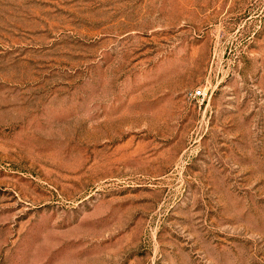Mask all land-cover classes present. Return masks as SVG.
Returning a JSON list of instances; mask_svg holds the SVG:
<instances>
[{"label": "rangeland", "instance_id": "374dc122", "mask_svg": "<svg viewBox=\"0 0 264 264\" xmlns=\"http://www.w3.org/2000/svg\"><path fill=\"white\" fill-rule=\"evenodd\" d=\"M0 264H264V0H0Z\"/></svg>", "mask_w": 264, "mask_h": 264}, {"label": "built area", "instance_id": "2783aa9c", "mask_svg": "<svg viewBox=\"0 0 264 264\" xmlns=\"http://www.w3.org/2000/svg\"><path fill=\"white\" fill-rule=\"evenodd\" d=\"M191 97L193 100L204 98V93L200 90L192 91Z\"/></svg>", "mask_w": 264, "mask_h": 264}]
</instances>
